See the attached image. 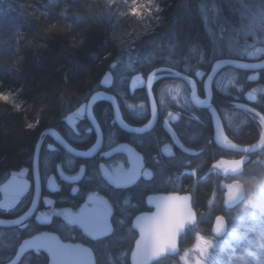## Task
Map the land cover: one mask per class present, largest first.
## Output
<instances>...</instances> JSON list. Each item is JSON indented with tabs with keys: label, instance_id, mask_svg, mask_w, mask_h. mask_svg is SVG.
Listing matches in <instances>:
<instances>
[{
	"label": "trees",
	"instance_id": "obj_1",
	"mask_svg": "<svg viewBox=\"0 0 264 264\" xmlns=\"http://www.w3.org/2000/svg\"><path fill=\"white\" fill-rule=\"evenodd\" d=\"M181 1L160 0L166 17H173ZM189 1L195 3L198 0ZM21 5L26 7L22 8ZM103 12L99 0H0V81L5 88L23 90L19 97L22 102L20 110H14L10 106L5 108V105L0 109V185L14 171L32 165L36 144L44 130L52 127L63 130L64 127L66 131L64 113L74 110L85 101V96L89 98L91 93L100 89L102 78L120 52L117 43L111 39L110 29L100 20ZM191 26L187 20L176 21L175 34L179 42L186 41L190 35L200 32L196 25ZM72 38L82 40L83 43L79 47L72 48L70 46ZM211 64L212 61L210 63L208 61L205 66L204 70L207 73L211 71ZM176 68L183 70L182 67L176 66ZM235 70L242 78L243 84L249 87L251 81H245L247 72ZM189 73L191 74V71ZM261 74L259 80L261 79V83L264 84V72ZM127 85V82H116L114 87L132 101L133 96L127 92ZM200 88V93L204 94L202 85ZM236 93L230 94L228 98L236 100L238 105L255 108L264 114V94L259 101H250L246 93ZM213 96L214 107L222 116L220 108L223 106V95L215 92ZM122 97L125 98L124 95ZM235 107L238 115L234 117L233 122L229 123L224 118L226 130L235 144L242 146L256 144L260 139L256 121L248 119V114L243 108ZM146 110L144 113H138L124 109V115L130 123L139 125L145 123L148 118L149 114ZM190 110L199 117L196 118L185 112L173 122L172 129L176 131L184 145L194 151L185 152L178 147L172 157L164 156L165 154L161 152V146L171 141V136L161 125H156L151 131L143 134L125 132L116 124L111 126L112 110L105 100L96 103L95 115L105 130L108 129L109 132L111 128L118 140L129 141L143 152L147 165L155 171V174L162 172L173 175V178L177 174L178 178H182L175 182L177 185L181 183L187 191L194 188V204L198 209L200 222L201 213L209 208L213 193H216V202L210 207L211 214L220 213V209L224 207L222 185L224 179L213 171V165L222 158H240L242 154L220 148L216 142L206 143L213 138L211 114L193 105H190ZM36 120H39L38 127L33 130L26 128V123ZM258 154V152L250 154L251 160L248 161V166ZM192 167L198 169L199 179L195 185L191 176L181 174L185 168ZM3 173L10 175L4 179ZM244 175L245 173L238 179L248 189L249 175ZM163 179L164 176L161 181ZM141 192L140 208L145 209L143 198L146 191ZM0 215L5 216L1 210ZM202 228L208 230L205 223ZM129 231L131 234L130 237L128 236L129 242L126 246L128 250L135 237V233ZM114 236L111 238L114 239ZM17 237L21 238V232L17 228L0 227V263L7 260L16 250ZM192 239L189 234L184 244L190 245ZM117 244L112 242V247L109 244L105 252L118 253H115L116 249L122 246ZM246 248H253V253L257 256L248 255ZM123 260L124 264H128V255H125ZM171 260L172 257H167L155 264H169ZM44 263L43 255L32 256L30 262V264ZM231 264H264V240H261L260 235L253 233L250 242L244 241L238 247Z\"/></svg>",
	"mask_w": 264,
	"mask_h": 264
},
{
	"label": "rangeland",
	"instance_id": "obj_2",
	"mask_svg": "<svg viewBox=\"0 0 264 264\" xmlns=\"http://www.w3.org/2000/svg\"><path fill=\"white\" fill-rule=\"evenodd\" d=\"M99 2L105 12L109 6V0H99ZM152 2L153 4H159L162 8L160 0H152ZM260 2L261 0H198L195 3H191L188 0V2L185 3V0H182L176 7L173 17H166V14L162 12L161 22L158 25H155L153 30L149 33L139 38L132 39L130 44L126 39L124 46L121 45L120 41L113 40L117 43L120 52L111 63L109 70L110 77L106 86H112V84L114 86L116 78L118 82L129 83L131 82L132 76L137 73H142L146 80L149 71L160 65L182 67L183 70L187 72L192 70L206 72L204 69L206 68L205 66L208 61L209 63L212 61L213 64L215 58H221L223 56L246 61H257L264 58V51L257 53L255 56L247 55V52H253L257 48L264 49V33H260L259 29H257V35L246 36L239 28L233 25V21L236 20L238 13L249 15L254 14L256 8L253 7L252 4L254 3L258 7ZM147 3L148 0H116V4H118L119 7H116V4L111 5V7L116 11L117 15L119 16V13L121 12L127 14L125 17H120L118 20L113 21L116 30L121 33H129L133 31L134 27H138L135 25L137 18L130 15V10L134 7L143 10V6H147ZM201 5L202 8L200 7ZM180 19L187 20L188 23H191V27H195L196 25L200 32L195 35H190L186 41L179 42L177 35L175 34V23ZM257 23H260L259 17H257ZM105 24L111 32L110 26L106 22ZM203 36L204 38L202 39ZM202 55L203 60L201 59ZM261 72H264V69L262 71L260 70V73ZM254 73H258L256 81L250 79L254 76ZM259 77V72L248 71L245 81H251V85L246 87L235 68L228 66L218 72L214 80V88L217 92L223 95V106L220 108L223 114V119L225 118L231 123L233 122L234 117L238 115L237 111H235V106H238V104H236V100L228 98L230 94H237L236 92H244L246 94L251 93L257 97V101L260 100L261 96L264 94V91L261 90L264 89V84L261 83ZM157 89L159 90L156 100L159 105L158 108L161 113V116H159L162 123L167 119L170 126V123L173 121L171 118L172 116L180 117L185 112L196 118L199 117L198 114L193 113L192 110H190V86L184 80L173 77L172 79L171 77L165 78ZM98 98L100 99L102 96L99 95ZM137 99L138 98L134 101H137ZM196 99L202 100L203 95L201 93L197 94ZM135 103L136 104L133 105L127 103V106L135 112L142 113L145 110L144 103ZM3 105H5V108L6 106L11 107V105L0 101V109L3 108ZM169 114H171V116ZM255 123L258 125V119ZM258 129L261 133L262 129ZM88 132L90 131L87 130L86 133L82 132V137L84 139H86L85 136ZM173 132L176 133L175 131ZM175 138L178 142L181 141L177 133ZM261 143H263V140L260 135V139L256 144L247 147L258 146ZM112 144L113 143L107 145V148ZM227 144L231 145V142L227 141ZM92 146L93 145L81 149L88 151ZM164 146L170 148L172 147V144L166 143ZM189 149L194 150L191 148ZM256 152L259 154L256 155V158L249 166L248 161L250 160V156L248 154L243 155L247 157L245 165L248 167L247 171L245 170L243 173L249 175L248 181L250 183L245 200L233 209H226L223 207L220 213L215 212V215H212L210 207L216 202V195L214 197L212 196L209 208L201 213L200 222L194 225L190 230L189 234L191 238H193L192 243L187 246L183 245L181 252L178 255L173 256V260H171L169 264H195L196 258L199 256V251L194 247L198 243L196 238L197 233L214 242V248L210 250L211 255L205 260V264H231L238 247L241 246L244 241L239 245H236L230 240L229 233L233 227L238 231H243L245 228L251 227L252 222L250 220H248L247 223L242 224L238 222L236 218L250 217L254 212H257V209L253 207L257 201L255 197H251L249 193L257 184L264 183V147ZM219 162L220 160L217 161V163ZM105 163L112 172L125 170L129 166L127 158L123 155L114 156L105 161ZM213 171L221 175V170L218 168L216 169L213 167ZM160 173L162 172H158V174ZM17 175L21 176L19 173ZM161 177H163V175H160L158 178L160 185H163L164 183H172L174 180L173 177L167 176L161 181ZM175 177H177V174L174 175V178ZM20 198L21 197H14L0 191V204H6L9 202L17 204L20 201ZM130 205H132L130 201H125V205L122 207V212L125 213V216L128 213L127 208ZM12 210V207L7 209V211L10 212H12ZM219 214H223L227 222V232L222 237H216L211 234L214 219ZM122 220H124V218H122ZM202 222L208 226V230L202 228ZM122 225L123 223L119 222L116 224V229H118L120 233L119 239L125 242L128 238V230ZM252 234L253 233H248L245 242H250ZM225 241H228V243H225ZM120 243L122 244V242H119L118 244ZM250 246L254 247L253 245ZM246 249L248 253L254 251L253 248ZM117 250L119 249L117 248ZM185 252H187V256L185 260L182 261L180 256H183ZM109 259L112 260V263H123L122 256H117L116 258L110 257L108 258V261Z\"/></svg>",
	"mask_w": 264,
	"mask_h": 264
},
{
	"label": "flooded vegetation",
	"instance_id": "obj_3",
	"mask_svg": "<svg viewBox=\"0 0 264 264\" xmlns=\"http://www.w3.org/2000/svg\"><path fill=\"white\" fill-rule=\"evenodd\" d=\"M161 67H170L172 69H176L180 72L193 76L189 72L180 70L179 68H176V66L173 67L171 65H160V66L153 68L152 70L149 71L146 77V80L144 79V76L142 73H137L134 76H132L131 82H129L127 85L128 86L127 92H129V94L133 96V98L131 99L132 101H129L128 99L129 97L126 98V95L123 92H119L118 88L114 87L113 84L112 86L111 85L106 86L108 79L110 77V71H109L110 69H108L107 73L104 75V77L101 80L100 89L98 90L107 91L109 94L113 95L116 98L117 106H118V114L120 115V118H122L129 125L135 128L137 127L146 128L151 120V109H150V104H149L147 92L145 89V85L147 83L148 76L151 75V73L155 69L161 68ZM210 72H208L206 76L204 77L203 79L204 84L206 83L207 76L209 75ZM258 72L259 74L262 73V72L260 73V71ZM158 74L159 73H155V76H157ZM136 75L141 76L143 80V84L132 87L131 83H132L133 78ZM164 79L165 78L159 79V77H156L153 79L152 90H153V94L155 97L157 108L159 106L156 100V96H158V90H159L157 88L164 81ZM195 79L197 80V84H198L197 94H199L201 92V88H200L201 83L199 82L200 78L195 77ZM103 81H106V83H102ZM116 82H118L117 78L115 79V83ZM214 84H215V81H214ZM190 92H191V88H190ZM202 92H205V91H202ZM215 92L217 91L214 88L213 95ZM94 93H96V91L91 93L89 98L85 100L82 104H80L77 108L67 113L68 116L72 117L73 125H77V124L80 125L78 129L79 139L73 138L69 140L65 136L64 127H63V130L59 128H54L55 130L58 131V134L60 135V137H62L65 140V142L70 145V147H72L73 149L79 152H85V150L81 148H85V147L93 145L92 148L87 151V152H90L89 158L86 159L83 157H78L76 154L72 152L71 154H68L63 149V147L59 146V142L56 141L52 136L50 135L45 136L43 144L41 146L40 159H39V189H40V192L38 195L39 197H38L35 210L31 214V216H29L28 219L25 221L26 224L30 225V228L24 229L17 225L0 226V227L17 228L21 232V239L19 242H22L23 240L33 237L39 233L48 232V233H53V234L58 235L59 238L62 239L63 241L82 244L84 246L89 247L91 250L94 251V257H95L96 264H116V263H112L111 259H109L108 261V258H110L111 256L112 257L122 256L124 258L125 255H128V264H130V256H131L132 250L134 249L135 241L136 239L139 238V231L132 227L133 221L135 217H137L139 214H142L145 212H152L155 210L154 207L148 204L149 203L148 199L153 197V195L154 196L155 195L164 196V195L174 194V193L183 194V193H187L188 191L185 189L183 185L180 186V185H177V183H175V181L177 180H182L181 177L178 179L176 177L173 178L174 180L172 181V183H168V184L164 183L163 185H160L158 178L160 175H163L165 177L166 173L165 174L164 173L155 174V171L152 170L147 165L146 157L144 153L141 152L134 144L130 143L129 141H120L115 137V133H113V131H111V134H109L110 131L108 132V129L105 130V128L100 124V122L97 119V116L95 115V106H96V103L100 100L107 101L111 107V110H112L111 126L113 124H116L118 128L120 129L122 128L116 122V119H115L116 115H115L114 107L111 101L107 97H104V96L94 101L93 106H92L94 116L100 128L103 131V137H104L102 148L98 152L92 155V152L95 148L98 137L95 132L91 131V128L93 126H92V123H89L86 105ZM122 95H124L125 98H123ZM202 95L204 98L205 95L204 94ZM247 96L249 95L247 94ZM213 97L214 96H212L210 108L215 109L214 104H213ZM136 98H138L137 101H134ZM190 100H191V95H190ZM256 100H257V97L255 96V99L250 100V101H256ZM135 102L137 103L143 102L145 105L144 109L145 110L147 109L146 111H148V114H149L148 118L143 124H139V125L133 124V123H130L125 118L124 109L132 110V109H129V106H127V103L133 105V104H136ZM191 105H193L196 108L205 109L210 113L209 111L210 108L198 107L194 105L192 101H191ZM81 109H83V111L81 112L80 115H77L76 113L80 111ZM145 110L142 113H144ZM216 111L219 114L218 110ZM159 113L160 112L158 108L157 122H155L154 126L150 130H147L145 132H129L125 129L123 130L131 134H143V133L151 131L156 125H161L169 134L168 128L165 127V125L161 121V118H160L161 113L160 114ZM85 117H87V119H85ZM220 117L224 122V119L222 118L221 115ZM64 121H65V124L67 125L68 122L66 121L65 118H64ZM174 121L175 120H173L170 123V128L172 132L174 131L172 129V124ZM224 127H225V124H224ZM114 129L116 130V128ZM87 130H89L90 132L87 133L86 135L87 137L85 136L86 139H84L82 137V132L86 133ZM225 132L228 136L227 141H230L231 144H235L232 138L230 137L228 131L226 130V127H225ZM180 142H178V140L175 137L171 136V141L166 142V143H171L172 147L170 148L166 147L164 146V144L166 143H164L161 146V152L165 154V155L163 154L164 156L172 157L176 154V148L179 147L180 149H182L181 145H183L184 148L189 149L188 147L184 145L183 142L181 143ZM110 143H113V144L107 148V145H109ZM121 143H128L134 146L138 150V152H140L143 155L145 165L143 169L141 170V173H153V175L150 178L145 179L144 176H141V178L138 179L135 183L127 187H123V186L117 187L114 184H111L109 182L106 183L107 179L102 174L101 168H97V163H99L100 165L104 164L108 168L105 161H107L108 159L114 156L123 155L128 160V163H129L128 168L125 170H117L115 172H112L109 168L108 170L112 174L117 175L118 172H122V171L125 172L130 168V161L126 153H115L113 155L106 156L114 147H116L118 144H121ZM49 144H52L54 148H59L58 152L56 153L51 152L48 149ZM165 148L168 149V152L164 151ZM223 149H227V148H223ZM227 150H232V149H227ZM193 151L194 150L189 149V152H193ZM240 158H222V159L238 160ZM222 159H220V162ZM250 160H251V157H250ZM61 161H63L62 175H57V167L61 165ZM215 164H218V163H215ZM84 165H86V171L81 172L77 166H84ZM246 167L247 166L244 165L243 172H245ZM215 168L217 169L216 166ZM219 170H221L220 174L224 179L223 181H232L240 177V174L238 176H232L228 174L226 177H224L222 175V169H219ZM18 173L21 174V176H18L17 175ZM12 176H17L20 179L26 180L28 183V188L25 192L21 194H8L14 197H21V198L17 204H14L13 202L6 203L9 205H12L13 210L12 212H10L5 209H0L2 213L5 214V216L0 215V218L19 219L20 217L24 216L25 213H28V211L31 210V208L35 204L36 184H35V178H34V172H33V164L30 167H25L18 171H14L10 177ZM73 176L78 177V179L77 180L71 179V177ZM167 176L173 177V175H167ZM65 177L67 179H65ZM162 178L163 177H161V179ZM2 184L0 185V191L4 192L1 188ZM141 191H146L144 198H143L145 201V205H146L145 209L140 208L139 197L142 193ZM90 197L91 199H89ZM193 200H194V197H193ZM47 201H52V203L48 204ZM125 201H130L132 203V205L128 206L127 208L128 213L126 216H125V213L122 212V207L125 205ZM105 206H111V210H112V216L110 217V223L112 224V231L105 236H99V237L93 238L92 236L88 235L85 232L84 228L79 223L71 222L81 213L82 208H94V207H105ZM194 207H195V204H194ZM196 210L198 214V209L196 208ZM122 218H124V220H122ZM119 221H123L122 226H125L126 229L128 230V236L129 234H131L129 230H132L135 233V237L133 238L134 240L132 239V246L130 250H128L126 247L128 245L129 239L127 238L125 242L119 239L120 233L118 229H116V224H118ZM198 222H199V214H198ZM189 233L190 231H188L186 234H184L181 237V240H180L181 250H182L183 245H185L184 242L187 239ZM113 236H114V239L111 238ZM110 239L112 240L109 243ZM112 242H117V243L122 242V244L121 243L117 244L119 246H122V248H119V250L116 249L115 253L118 252L116 254L105 252L109 244L112 247ZM40 255H43L45 257L44 264H49L50 256L46 251H43V250H40L39 254H37L33 250L27 251L20 258L19 264H30V262L32 261V256L36 257ZM167 257H173V256H167ZM167 257H164L160 259L159 261ZM124 263L125 261L123 260V263L121 264H124ZM0 264H6V260L1 262Z\"/></svg>",
	"mask_w": 264,
	"mask_h": 264
},
{
	"label": "snow or ice",
	"instance_id": "obj_4",
	"mask_svg": "<svg viewBox=\"0 0 264 264\" xmlns=\"http://www.w3.org/2000/svg\"><path fill=\"white\" fill-rule=\"evenodd\" d=\"M188 0H185L187 3ZM116 4V0H109V6L107 10L103 12L100 16L101 22H106L111 28V39L120 41L121 45H125V41L130 44L132 39L139 38L150 31L153 30L155 25H158L161 22V13L163 9L159 6V4H153L152 0H148L147 6H143V10L141 8H132L130 10V15L136 17L135 25L138 27H134L132 32L129 33H121L116 30V26L113 24V21L118 20L120 17H125L127 14L119 13L117 15L116 11L111 7V5ZM253 7L256 8V12L254 14H237L236 20L233 21V25L240 29V31L246 36H255L257 35V29H259L260 33H264V0H261L259 6L257 7L254 3ZM21 7H26L25 5H21ZM116 7H119L116 4ZM202 8V5L200 6ZM215 7V5H214ZM257 17H259L260 23H257ZM82 40H76V38H72L71 47L76 48L82 44ZM130 50V48H129ZM264 51V49L257 48L253 52H247L248 56H255L257 53ZM203 60V55L201 56ZM225 63H231V61H225ZM220 66V62L217 60L216 65L213 66L212 70L215 71L216 67ZM241 68H258L264 67V65H256V64H241L239 65ZM157 73L160 74L159 79L175 77L181 80H184L186 83L193 85L197 83L196 80H189L187 77L181 76L180 72H173L168 68H159L156 70ZM191 74L197 78H200V83L202 85V91L207 90V84H204L203 77L206 75V72L203 71H195L192 70ZM155 75V73H153ZM139 79V77H137ZM212 77H209L211 80ZM255 79V78H250ZM102 83H106L103 81ZM153 84L152 75L148 76V95L151 97ZM264 91V89H261ZM22 89H15L13 87L5 88L3 82L0 81V101H3L5 104L11 105L14 110H20L21 101L19 100ZM248 98L250 100H254L255 96L249 93ZM85 100L88 99V96L84 97ZM98 96H92V100L96 101ZM111 101L114 97H108ZM193 99H196L195 93H193ZM196 103L198 105L204 104L205 101L196 99ZM237 107L243 108L244 111L248 114V119L252 121H256L258 119L259 123L257 125L258 128L262 129L260 135L261 139L264 140V114L261 112H257L255 108H247L244 105H238ZM70 111V109H69ZM83 109L78 111L76 114L80 115ZM213 115L215 114V109L211 110ZM156 101H152V115L156 116ZM171 116V114H169ZM64 118L66 119L67 128L65 131V136L71 140L73 138L79 139L78 129L80 125H73L72 117L68 116L67 113H64ZM173 120H178L179 116H172ZM219 119L220 117H215ZM87 119V117H85ZM211 119V117H210ZM230 119V117H229ZM89 123H91L89 121ZM151 123V122H150ZM165 127L168 128L169 134L173 137L176 136V133L171 131L169 126V121L167 119L164 120ZM39 125V120L35 122L26 123V128L29 130H33ZM123 130V128L121 129ZM145 129L142 127H137L134 129H128V131L132 132H143ZM91 131L95 132L97 136L103 134L102 129L99 125L91 128ZM111 134V128L110 132ZM49 133H41L42 137L48 136ZM222 133L219 131L216 132L214 138L209 139L206 143H215L220 141ZM224 140H228L226 135L223 136ZM57 140L59 141V146L63 147L66 153L71 154L73 149L69 148L63 139L57 136ZM39 145H37V148ZM231 147L236 148L237 145L231 144ZM255 147V146H252ZM183 151L188 152L189 149L184 148L181 145ZM48 149L56 153L59 148H54L52 144L48 145ZM165 152H168V149H164ZM203 151V148L201 149ZM244 153H249L251 151L250 148L241 149ZM170 154V153H169ZM196 154V153H193ZM78 157L89 158V153L85 152H76ZM246 156H241L240 159L233 161V172H238L240 175H243V165L246 160ZM159 163V161H156ZM190 163V162H186ZM81 172L86 171V165L77 166ZM103 165L97 163V168H103ZM215 167V165L213 166ZM63 170V161H61V165L57 167V175H62ZM183 175H188L192 177L193 185H195L199 179L198 169L195 167L185 168L184 172L181 173ZM10 173H3V178L7 179ZM153 173H140V172H131L125 176H117L113 183L117 187H127L131 184L135 183L141 176H144L145 179L150 178ZM65 179H67L65 177ZM73 180H77L78 177H71ZM178 179V177H177ZM109 182L106 180V183ZM226 193V203L232 202H240L245 193L242 188L241 182L239 180H234L233 183L228 184ZM20 192L23 191V187L19 189ZM193 191L194 188L188 191L185 195L180 196L177 194H172L169 196L158 198L156 201L157 212L151 216L148 215H140L137 216L135 221L132 224L133 228L139 229V239L135 241V248L132 250V261L133 264H153L154 261H158L160 257L167 256L171 254H179V244L181 237L186 234L191 228L196 224L197 221V212L195 207L193 206L195 201L193 200ZM255 195L256 203L253 205L257 212H254L250 217H237L236 220L240 223H247L250 220L251 227L245 228L243 231H238L235 227L232 228L229 233L230 240L234 242L236 245H239L241 242L247 239L248 233H256L260 235L261 240H264V186L261 184H257L252 190ZM215 193H213V197ZM91 199V197L89 198ZM149 203H152V199L149 198ZM48 204H51L52 201H47ZM211 203V200L209 201ZM12 205L9 204H0V209H10ZM32 210H29L28 213H25L24 216L19 219L11 221V223L24 228H30V225L26 224L25 221L28 219V216L31 214ZM112 216L111 206L105 207H94V208H82L81 213L71 222L79 223L85 230V232L92 236L93 238L99 236H105L112 231V224L110 223V217ZM224 218L221 216H217L215 218V223L213 224V232L215 234H220L222 231L223 225L220 223ZM123 223V221H119ZM4 220H0V224H4ZM196 238L198 243L194 246L199 251V256L196 258L195 264H205V260L209 258L211 255L210 250L214 248V242L212 240H208L205 237L201 236L199 233L196 234ZM20 237H17L18 243L16 245V250L11 253V255L7 258L6 264H19V260L21 258V253L27 250H33L37 254H39L40 250H46V252L50 255L52 264H88V255L89 250L82 247H72L69 245H64L59 242V240L54 236L48 235H40L34 236L30 240L20 241ZM228 243V241H225ZM231 246V245H229ZM248 255L256 257L257 254L253 252H249ZM187 256V252L183 256H180V259L183 261Z\"/></svg>",
	"mask_w": 264,
	"mask_h": 264
},
{
	"label": "water",
	"instance_id": "obj_5",
	"mask_svg": "<svg viewBox=\"0 0 264 264\" xmlns=\"http://www.w3.org/2000/svg\"><path fill=\"white\" fill-rule=\"evenodd\" d=\"M217 60L220 62V66L216 67V70L215 71L211 70V72L209 73V75L207 76V79H206V83L205 84H207V90L204 92L205 97L202 99L203 101H205L204 104L198 105L196 103V99H193V93H195V97H196V95L198 93V84L196 83L195 84V87H193V85L190 84V88H191V94H190L191 95V101H192V103L194 105H196L198 107L210 108V104H211V100H212V96H213L214 80H215L218 72L221 69H223L225 67H228V66L233 67V68H236V69H240V70L249 71V72H258V71L264 69V67H258V68H241V67H239V65H241V64L264 65V58H262L260 60H257V61H246V60H240V59H235V58H230V57H227V56H223L221 58L216 59L213 62L212 68H213V66L216 65ZM225 61H231V63H225ZM161 68H168V69H170L173 72H180V71H178L176 69H172L170 67H161ZM157 69H159V68H157ZM157 69H155L151 73L153 79L160 76V74H158L157 76L153 75V73H157L156 72ZM180 73H181V76L187 77L189 80H196L195 77H193L191 75L185 74L183 72H180ZM257 76H258V73L257 74L254 73V76L252 78H255V79H253V81H256ZM137 77H139V79H137ZM209 77H212V79L209 80ZM142 84H143V80H142L141 76L140 75H136L133 78V80H132L131 86L132 87H135V86L142 85ZM145 89H146V92H147V96H148V100H149V104H150V109H151V120H150L151 123H149L148 126L146 128H144L145 130L143 132H145L147 130H150L154 126L155 122H157V119H158V108H157V105H156L157 114H156V116H153L152 115V101L155 100V97H154L152 88H151V92H152L151 97H149V95H148V78H147V83L145 85ZM99 95L104 96V97H107V98L108 97H114L113 95L109 94L107 91H103V90L96 91V93H94L92 96H99ZM248 95H249V93H248ZM93 103H94V101L92 100V97H91L89 99V101L87 102V105L86 106H87L88 119L92 123V126L95 127L96 125H99V124H98V122H97V120H96V118L94 116L93 110H92ZM111 103H112V105L114 107V111H115V115H116V118L115 119H116V122L118 123V125L121 128H123V129H125L127 131H128V129H134L135 127L129 125L126 121H124L122 118H120V115L118 114V106H117V101H116V98L115 97H114V99L111 100ZM211 110H212V108H210L209 111H210V114H211V121H212V126H213V138H214V136H215V134H216L217 131H219L220 133H222V136H221L220 141L216 142V144H218L219 147H221V148H227V149H232V150L238 151V152H240L242 154V156L243 155H246V154L250 155V154H252V153H254L256 151L261 150L264 147V140H263V143L259 144L258 146H255V147H247V146H242V145L235 144V145H237V147L236 148H233V147H231V145H228L227 144V140H224L223 139V136L224 135L227 136V134L225 132L224 122L221 119L220 115L217 113V111H215V114L213 115V113H212ZM256 111L259 112L258 110H256ZM217 116H219L220 118L219 119H216L215 117H217ZM45 132L49 133L50 136H52L56 141H58L57 140V136L60 137V135L58 134V131L57 130H55L54 128H48V129H46L42 133H45ZM132 132H134V131H132ZM97 137H98L97 138V143H96L95 148H94V150L92 152V155L94 153L98 152L102 148V145H103V140H104L103 134L100 135V136H97ZM60 138L63 139L62 137H60ZM43 141H44V137L40 136L39 141L37 143V145H39V147L37 148V145H36V149H35L34 157H33V162H32V164H33L34 178H35V184H36V197H35L36 200H35L34 206L31 208V210H32L31 214L33 213V211L36 208V204H37L38 197H39L38 195H39V192H40V189H39V159H40V152H41V146L43 144ZM65 144L69 148L73 149L66 142H65ZM246 147L251 149V151L249 153H244L243 151H241V149L246 148ZM73 150L74 151H72V153H74V154H76V152H79V151H77L75 149H73ZM88 153L90 154V152H88ZM115 153H126L128 155L129 161H130V168L127 171H125V172H123V171L122 172H118L117 175H114V174H112L108 170V168L104 164H102L104 167L101 168V172L104 175V177L109 181V183L114 184L113 181H115V178L117 176H125V175H128V174H130L131 172H134V171L141 173V170L143 169V167L145 165L144 164V157H143V155L140 152H138V150L134 146H132V145H130L128 143L118 144L106 156L113 155ZM233 161H235V160L222 159L221 162L218 163V164H215V166L217 168H219V169H222V175L224 177H226L228 174H230L232 176H238L239 175L238 172H233L232 171V167H233V163L232 162ZM245 164H246V161H245L244 165ZM244 165H243V168H244ZM236 180H238V179H236ZM233 181L234 180H232V181H223L222 182L223 189H224L223 205H224V207L226 209H233V208L237 207L238 205H240L245 200V198L247 197V194H248V190H247L245 184L242 181L239 180L241 182L242 188H243L244 193H245L243 199L240 202L226 203V193H227V187L226 186L228 184H230V183H233ZM21 187H23V191L22 192L19 191V189ZM1 188L7 194H21V193H23V192H25L27 190L28 183H27L26 180L20 179L17 176H12L5 183L2 184V187ZM185 194L186 193L177 194V195L183 196ZM169 195H172V194H168V195H164V196H159V195H155L154 196L153 195V197H151L152 203H148V204L150 206L154 207L155 210L152 211V212H145V213L139 214L138 216H140V215H148V216H151V215L155 214L157 212V208H156V201H157V199L158 198H161V197L169 196ZM148 201H149V199H148ZM196 212H197V210H196ZM31 214L29 216H31ZM217 216H221V217L224 218L220 222L223 225L222 231H221L220 234H215L213 232V226H212L211 234L215 235L216 237H222L227 232V222H226V218H225V216L223 214H219ZM135 219H136V217H135ZM135 219H134V221H135ZM0 220H4L5 221V223L4 224H0V226H12V225H15V224L11 223V221L16 220V219L0 218ZM197 223H198V214H197L196 224ZM214 223H215V219H214ZM137 230L139 231V229H137ZM40 235L54 236V237H56L59 240V242L61 244L69 245V246H72V247H82V248L88 249L89 250L88 264H96L95 257H94V251L91 250L89 247L84 246V245L79 244V243H72V242L63 241L62 239L59 238L58 235L53 234V233L42 232V233H39V234H37L35 236H40ZM33 237L27 238L25 240H30ZM134 248H135V246H134ZM41 250H43V249H41ZM27 251H29V250H27ZM27 251H24L23 253H21V257ZM43 251H46V250H43ZM180 252H181V248H180V244H179V253ZM175 255L176 254H171V255H167V256H175ZM167 256H162V257H160V259H162L164 257H167ZM155 262H157V261H154L153 263H155ZM49 264H52L51 257H50ZM130 264H133V261H132V253H131V256H130Z\"/></svg>",
	"mask_w": 264,
	"mask_h": 264
},
{
	"label": "clouds",
	"instance_id": "obj_6",
	"mask_svg": "<svg viewBox=\"0 0 264 264\" xmlns=\"http://www.w3.org/2000/svg\"><path fill=\"white\" fill-rule=\"evenodd\" d=\"M261 185L264 186V183H262ZM249 195H250L251 197H254L255 194H254L253 192H250Z\"/></svg>",
	"mask_w": 264,
	"mask_h": 264
},
{
	"label": "bare ground",
	"instance_id": "obj_7",
	"mask_svg": "<svg viewBox=\"0 0 264 264\" xmlns=\"http://www.w3.org/2000/svg\"><path fill=\"white\" fill-rule=\"evenodd\" d=\"M219 209H220V206H219ZM222 210V208L220 209V211Z\"/></svg>",
	"mask_w": 264,
	"mask_h": 264
}]
</instances>
